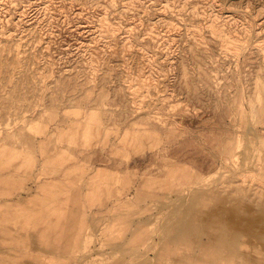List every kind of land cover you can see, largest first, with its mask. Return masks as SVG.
I'll return each mask as SVG.
<instances>
[{
	"label": "rangeland",
	"instance_id": "rangeland-1",
	"mask_svg": "<svg viewBox=\"0 0 264 264\" xmlns=\"http://www.w3.org/2000/svg\"><path fill=\"white\" fill-rule=\"evenodd\" d=\"M263 236L264 0H0V264H264Z\"/></svg>",
	"mask_w": 264,
	"mask_h": 264
},
{
	"label": "bare ground",
	"instance_id": "bare-ground-1",
	"mask_svg": "<svg viewBox=\"0 0 264 264\" xmlns=\"http://www.w3.org/2000/svg\"><path fill=\"white\" fill-rule=\"evenodd\" d=\"M203 200H204V199H203ZM231 206H232V205H231ZM200 218H201V217H200ZM256 228H257V227H256ZM256 228H255V230H257V229H258V228H257V229H256ZM256 232H257V231H256ZM263 237H264V236H263ZM261 238H262V237H261ZM225 258H226V257H225ZM263 263H264V262H263Z\"/></svg>",
	"mask_w": 264,
	"mask_h": 264
}]
</instances>
